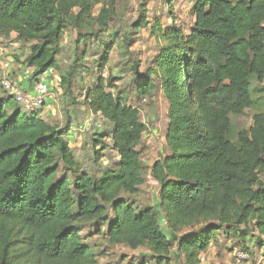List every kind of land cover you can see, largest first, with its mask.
<instances>
[{"label":"trees","instance_id":"obj_1","mask_svg":"<svg viewBox=\"0 0 264 264\" xmlns=\"http://www.w3.org/2000/svg\"><path fill=\"white\" fill-rule=\"evenodd\" d=\"M193 4L195 22L186 34L175 25L151 24L145 5L127 31L114 25L116 0H0V35L16 33L30 44L24 63L33 83L59 69L69 27L77 39L73 62L61 74L65 91L83 69L89 43L96 51L103 47L101 75L84 102L111 125L95 133V161L108 136L119 155L95 177L81 168L65 137L69 123L59 128L40 111L26 112L12 94L1 96L0 264H101L88 242L92 232L110 246L147 247L155 264H173L176 248L185 264H202L201 254L222 240L264 249V111L253 115L237 143L229 139L232 116L255 105L252 78L264 85V0ZM149 25L164 44L156 66L142 72L130 55L127 69L138 97L160 86L169 104V152L152 173L171 234L162 228L159 208L132 199L145 183L138 147L147 125L117 78L102 75L114 48L128 51L133 34ZM82 43L88 44L81 49ZM11 102L14 110L5 106Z\"/></svg>","mask_w":264,"mask_h":264},{"label":"rangeland","instance_id":"obj_2","mask_svg":"<svg viewBox=\"0 0 264 264\" xmlns=\"http://www.w3.org/2000/svg\"><path fill=\"white\" fill-rule=\"evenodd\" d=\"M104 2L105 0H101ZM116 0V11L118 17L114 22L117 27H123V30H131V24L138 18L141 12V5L146 6L147 18L154 24L160 21L162 26H178L186 34L189 33L193 23L195 22V14L193 12V0ZM5 37L2 43H7L9 48L6 54V60L13 64L23 65L26 68L27 75H31L32 69L24 63L30 52V44L17 39V34ZM108 34L104 35L105 37ZM4 37V36H3ZM134 41L128 47V51L115 47L105 71L102 75L115 76L116 84L119 90H124L127 95V103L137 107L141 113V119L147 125L141 145L142 162L144 166L145 183L140 187V191L132 196L133 200L142 206H155L159 208L160 183L153 177L152 167L154 163L165 156L169 149L166 142V134L169 124L168 107L169 104L164 97L160 86H157L154 93L146 97H138L136 93V80L133 73L127 69V60L131 55L141 61L140 70L145 72L150 68H155V59L159 54L162 42H159L155 35L151 33L150 25L134 33ZM77 39V32L73 28H68L65 38L62 42L63 51L59 55V69H53L45 73L43 76L50 81L52 88L53 111L48 115L47 110L42 108L39 114L44 116L51 124L59 128H63L69 123L67 133L65 135L67 141L73 149L76 159L79 161L82 169L86 170L95 177H100L103 170L112 168L119 159L118 152L113 149L110 136L105 138L107 148L103 151V157L99 162L95 161L94 138L96 132H105L110 130V123L101 115L94 113L84 102L87 93L92 89L93 84L101 75L98 71V60L102 55L103 47L100 46L99 51L92 49L94 43H89V51L87 57L82 63L83 69H79L76 77L72 80V87L69 91L61 87V74L66 71L67 67L73 62V45ZM102 42V41H98ZM86 44L82 43L81 49ZM81 51V50H80ZM6 52V51H5ZM96 52L99 54L96 56ZM126 53V55L124 54ZM31 81V79H30ZM15 83V82H14ZM32 83V82H31ZM37 83L36 81L34 82ZM112 90V89H110ZM118 90V89H116ZM252 90L255 98V105L252 109H248L244 114L232 116V129L229 139L238 142V133L243 129H248L253 124V115L257 112L264 111V85H259L256 78H252ZM3 93V91L0 89ZM7 109H15L16 104L13 102L5 104ZM49 106V107H50ZM47 109V108H46ZM52 110V109H50ZM24 112L21 111V115ZM71 120V121H70ZM99 150V148L97 149ZM160 221L162 228L171 234L168 229L165 211L159 208ZM90 233V232H89ZM229 245L226 246L227 242ZM222 240L215 249V258L209 255L201 254L205 257L207 264H234V254L237 250L243 248L241 246L233 247V243L229 240ZM88 242L94 251L98 254L101 264H138L143 259L147 260V264H155L149 260L150 251L147 247H141L132 250L124 245L110 246L107 240L101 235L89 236ZM249 250L254 255V259L260 258L259 251L256 246L250 242ZM215 245V244H212ZM177 249V248H176ZM171 254V262L173 264H185V257L177 250ZM179 253V254H178ZM259 255V256H258ZM257 260V259H256Z\"/></svg>","mask_w":264,"mask_h":264},{"label":"built area","instance_id":"obj_3","mask_svg":"<svg viewBox=\"0 0 264 264\" xmlns=\"http://www.w3.org/2000/svg\"><path fill=\"white\" fill-rule=\"evenodd\" d=\"M2 88L12 94L15 100L26 112H36L45 107L52 94L50 81L42 76L34 86V95L23 92L11 78H2L0 80ZM254 255L248 249L241 248L234 254V264H263L262 260L254 259ZM201 263L205 262V257H201Z\"/></svg>","mask_w":264,"mask_h":264},{"label":"crops","instance_id":"obj_4","mask_svg":"<svg viewBox=\"0 0 264 264\" xmlns=\"http://www.w3.org/2000/svg\"><path fill=\"white\" fill-rule=\"evenodd\" d=\"M3 40H6L5 37L0 35V80L6 77L11 78L17 84V86H19L21 91L34 95L35 83L33 82L31 83L30 81L31 75L29 76L27 75L26 68L23 65L13 64L9 60H6L5 56L8 53L7 51H9V48L6 47L8 46L7 43L5 44L2 43ZM0 89L3 91V93L0 91V97L5 94H9L1 87V85H0ZM51 98H52V94H51L48 104L45 107H43L45 108L44 110H47L48 115H51L52 112L55 113L52 107L54 102L53 100H51ZM49 104L52 106H50ZM218 244L211 245L206 251L203 252L204 255H209L210 258H215L216 255L214 253H215V249L218 247ZM227 245H229L228 242L226 243V246ZM258 251L261 256L260 258H257V257L256 258L258 260H262L264 264V249H261V250L258 249Z\"/></svg>","mask_w":264,"mask_h":264}]
</instances>
